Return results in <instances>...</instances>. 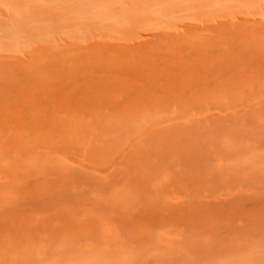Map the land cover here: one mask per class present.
Returning a JSON list of instances; mask_svg holds the SVG:
<instances>
[{"label": "rangeland", "instance_id": "374dc122", "mask_svg": "<svg viewBox=\"0 0 264 264\" xmlns=\"http://www.w3.org/2000/svg\"><path fill=\"white\" fill-rule=\"evenodd\" d=\"M0 264H264V0H0Z\"/></svg>", "mask_w": 264, "mask_h": 264}]
</instances>
